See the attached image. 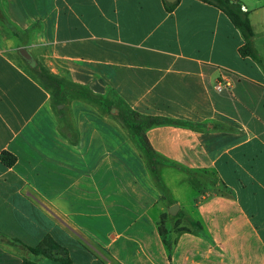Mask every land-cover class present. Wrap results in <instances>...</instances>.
<instances>
[{"label": "crops", "instance_id": "0c3cea01", "mask_svg": "<svg viewBox=\"0 0 264 264\" xmlns=\"http://www.w3.org/2000/svg\"><path fill=\"white\" fill-rule=\"evenodd\" d=\"M2 1L0 236H48L72 264H264V0H237L257 61L199 0ZM24 47L60 80L176 122L145 132L164 191L121 121L80 100L60 111ZM0 264L23 263L0 245Z\"/></svg>", "mask_w": 264, "mask_h": 264}, {"label": "trees", "instance_id": "16d2710c", "mask_svg": "<svg viewBox=\"0 0 264 264\" xmlns=\"http://www.w3.org/2000/svg\"><path fill=\"white\" fill-rule=\"evenodd\" d=\"M162 1L164 3L165 10L167 12H172L180 0H162ZM199 1L210 4L218 8L220 11H222L225 14V16L232 24V26L236 30H238L242 36L243 44L238 49V53L240 57L250 58L254 61H257L258 54L254 46V31L249 20V12L242 8L240 2H238L237 0H199ZM46 72L44 71L42 73L46 75L48 79L57 83L56 81V79H58L57 76H54ZM62 85L67 88H70L72 91H75L82 99V101H85L87 103L98 105L103 101L102 96L92 93L83 86L75 85L68 82H64ZM120 101L126 107L124 110L122 109L121 113L118 114V118L121 120V122L125 125L129 133L131 134L134 142H136V145L140 153L145 157L146 162L150 167V171L152 173L154 182L157 184V186L160 187L162 191H164L165 189L159 177L160 167L164 164V160L152 150L146 138L145 132L147 129H150L152 127L176 124V122L164 117L141 115L135 112L134 110H132L122 100ZM147 157H152V159L148 160ZM48 242H51L53 245L59 247L48 236L44 237L43 240L35 247L26 246L18 239L8 238L4 235L0 236V245L3 244L7 246L16 245L19 246V248H21L18 254L23 257V264H36L35 262H33L32 259H29L30 257H34V256L48 257L46 252V248H47L46 244ZM59 248L62 249L61 247ZM24 253L27 255V257L24 255ZM52 262H53L52 264H72V261L68 257L66 250H63L62 254L55 256Z\"/></svg>", "mask_w": 264, "mask_h": 264}, {"label": "rangeland", "instance_id": "374dc122", "mask_svg": "<svg viewBox=\"0 0 264 264\" xmlns=\"http://www.w3.org/2000/svg\"><path fill=\"white\" fill-rule=\"evenodd\" d=\"M5 14H6L5 4L3 3L2 0H0V23L1 24H4ZM35 26L39 27L37 24ZM17 40L20 43H23V44L27 43L28 44V40H24V37L20 38V36H17ZM29 47H31V46H29ZM40 63H41V60H40ZM39 65L40 64L38 61L36 68H33L35 70L33 72L34 76L36 79H38V81H40L45 87H47L49 89L52 97L54 98V101L57 104H59V106L61 105L60 111H64V110L66 111V108H67L66 105L69 104L73 100L82 101V99L79 97V95L75 91H72L70 88H67V87L62 85L64 82H68L67 80L56 79L57 83L53 82L52 80L48 79V77L46 75H44L42 73L44 71L46 72V70L42 69L41 66H39ZM46 73H48V72H46ZM68 83H70V82H68ZM83 102H85V101H83ZM94 106H96L101 111H105L107 113V115L111 116L116 121H121L117 116L118 112L121 113L122 109L124 110L126 107L112 93H108L106 97H103L102 103H99L98 105H94ZM113 108H116V112H113L114 114H111L110 111ZM147 159L148 160L152 159V157H147ZM1 246H2V249H9V251L12 252V254H15L17 257H19L23 263V257L18 254L19 250L21 249V248H19V246H16V245H8L7 246L5 244H3ZM46 247H47L46 252H47L48 257H44V256L43 257L42 256L36 257V256H34V257H30L29 259H32L33 262H35L36 264H52L53 263L52 260L54 259V257L63 253L62 249L53 245L51 242H48L46 244ZM24 255L27 257V255L25 253H24Z\"/></svg>", "mask_w": 264, "mask_h": 264}, {"label": "water", "instance_id": "95a60500", "mask_svg": "<svg viewBox=\"0 0 264 264\" xmlns=\"http://www.w3.org/2000/svg\"><path fill=\"white\" fill-rule=\"evenodd\" d=\"M19 55L21 56V58L26 62V64L30 67V68H36L37 66V62L36 60L33 58L32 54L29 52V50L24 47V48H21L19 50ZM111 114H114L113 112H116V108H113L111 109ZM119 114V112H118ZM118 116V115H117ZM176 209L175 206H173L172 208H170L169 212L171 214H173L174 210Z\"/></svg>", "mask_w": 264, "mask_h": 264}, {"label": "built area", "instance_id": "2783aa9c", "mask_svg": "<svg viewBox=\"0 0 264 264\" xmlns=\"http://www.w3.org/2000/svg\"><path fill=\"white\" fill-rule=\"evenodd\" d=\"M220 87H221L220 85H217V89H220Z\"/></svg>", "mask_w": 264, "mask_h": 264}]
</instances>
